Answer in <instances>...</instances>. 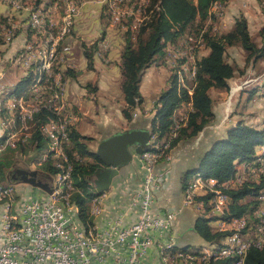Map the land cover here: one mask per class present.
Returning <instances> with one entry per match:
<instances>
[{"label":"built area","instance_id":"1","mask_svg":"<svg viewBox=\"0 0 264 264\" xmlns=\"http://www.w3.org/2000/svg\"><path fill=\"white\" fill-rule=\"evenodd\" d=\"M81 1H88V5L95 8L104 7V5H96L92 0H63V4L68 5L69 16H75L76 11L80 8ZM21 0H0V41L8 43L9 47L20 36L24 37L25 22L28 17L14 16L15 8H22ZM31 6L34 9L35 23L37 29L43 34V43L35 44L34 54L46 55L50 60V71L48 83L50 85L53 69L55 67V59H51V54H45V45L47 35L40 27V15H38L39 5L37 0H31ZM130 7L124 3V0H113L110 7V16L107 19L108 26L116 18H125V25L131 26V22H138L141 16H130ZM58 7L52 15V23L57 26ZM17 23L16 32H8L7 24ZM123 26L121 31L123 32ZM76 29V27H75ZM75 30L73 34H75ZM189 37V45H191L192 36L196 33L186 34ZM132 40L135 42V34H132ZM59 38H56V41ZM87 49L98 48L105 54L108 62L110 53L113 49L112 40L105 36L98 43L83 44ZM181 46V44H180ZM178 47L179 59H172L168 49L165 52V59L172 70L174 60H180L184 57L180 53ZM75 48L70 47L64 51V74L60 79H64L71 69H77L74 60ZM54 51V46H53ZM5 53V52H1ZM20 59V66L24 70L22 76L31 78L32 67H37L34 60H27V52L22 42V48L17 54ZM190 61V58H188ZM9 63L13 64V59H9ZM4 69L0 70V85L3 83ZM196 65H191V72L188 80L195 79ZM16 83H19V78ZM62 90V89H61ZM189 93V92H188ZM59 92L54 95H42V88L32 94L28 101H19L18 96L9 98V116L10 119H17L18 129L10 130L8 127H2L6 131V140L17 139L18 143L25 144L27 140H33L34 134H27V125L29 120L35 118L31 114V106L36 104H46L55 108V115H51L55 123L59 124L60 137L62 138V151L56 158H63L67 162L69 174V158L72 148H67L66 133L60 128V117L71 116L73 123V110L75 105L72 103V114L62 115V109L57 108V97ZM68 98L69 91H68ZM135 111L134 118L138 117ZM183 118H189V114H183L182 109L175 113L174 126L170 131L176 128V123ZM75 126V124L73 123ZM39 131L41 135H48L40 125ZM162 144V140H158L152 135L149 144ZM51 146L50 140L48 142ZM2 144H0L1 146ZM166 146V145H163ZM16 149V148H14ZM36 148L30 153H38ZM42 155V154H41ZM149 157V161H140L144 168V177L134 194L131 195L128 204L120 212L116 218L108 221L103 228L97 230V233H89L88 229L78 228L73 217L72 206H66V200L56 199V193L53 189L52 194H47L39 189L36 193L38 196L29 197L20 200L15 194L14 199H9L8 207H0V264H159L158 256H163V248L167 246L178 247L176 238L173 235L174 225L178 215L184 209H192L195 212V206H206V218H210L211 214H220V221L217 228H211L214 233L222 234L221 225H223L224 214L230 211L232 198L228 193L231 191V184H241L242 189L246 185H262L264 184V159L254 166H245L239 171L238 177L233 182H225L227 184V195H221V198H214L212 189L206 188V191H199L194 187V179L187 189L188 199H183L182 206L178 210L166 211L158 204L157 194L161 191V178L156 173L158 158ZM74 157V156H73ZM81 161V159H77ZM30 170L31 165H30ZM249 176H256V184H249ZM40 177V175H39ZM41 179V178H40ZM53 176L48 181L53 188ZM46 181L45 179H41ZM47 182V181H46ZM206 184V183H203ZM14 185L5 186V188H14ZM14 191V190H13ZM103 213L105 203L108 199L107 192L103 193ZM202 195L210 196V203L202 202ZM0 199L4 198V189H0ZM253 202L251 210L245 215L244 220H237L234 217V233L226 235L230 240V250L216 252L220 254V258H227L229 253H236L240 257V264L244 257V251L251 246L257 244L264 239V188L259 191V195L255 198L245 199V203ZM254 215H261V227H254ZM235 224L244 226V233L235 232ZM4 225H11V236H4ZM219 245V243H215ZM210 244H202L194 247L204 249L202 259L212 261V254H208ZM168 264H172L173 259H180V264H185L186 258L179 255L177 257H167Z\"/></svg>","mask_w":264,"mask_h":264},{"label":"trees","instance_id":"2","mask_svg":"<svg viewBox=\"0 0 264 264\" xmlns=\"http://www.w3.org/2000/svg\"><path fill=\"white\" fill-rule=\"evenodd\" d=\"M38 3L41 0H37ZM231 0H152L148 12L153 11L151 18L141 28L135 42L132 33L125 34V47L122 54V93L125 106L122 110L124 118L131 123L134 113L141 107L144 100L140 91L145 71L157 62V57L164 52L169 43H176L186 33L198 32L210 18V9L216 2L226 8ZM264 13V10H263ZM199 26L197 27V25ZM262 45L253 40L248 20L244 16L236 19L233 28L225 34L217 35L210 27L205 34L207 56H202L197 69L196 86L190 96L186 89H180L178 78L172 73L168 88L163 91L155 103L156 114L152 122L151 133L158 140H166L174 126L175 113L183 109L189 114L187 123L179 131L178 137L172 142L174 150L181 143H192L209 127L214 119V103L210 95L212 90L230 91V81L236 77V68L228 63L226 54L228 48L241 47L247 54L248 64H256L264 58V26L260 31ZM85 42H78L82 45ZM95 48L84 49V57L88 61V70L94 69ZM76 70H70L68 78L77 77ZM31 83V78L23 79L17 84V94L25 92ZM264 87V86H263ZM89 93H97L98 88L88 84ZM34 136L28 144H18L14 152H28L24 148L31 145L32 149L42 153L47 148V141L42 137L39 127L45 121V113L36 117ZM70 156L77 154L81 161L75 162L73 174L75 192L72 201L77 208V219L85 229H91L95 220L90 214L88 202L98 194L90 190L94 186L90 178H94L101 162L87 142L92 139L75 132L70 133ZM1 141V140H0ZM2 142H0L1 144ZM264 146V122L262 128H257L245 122H238L226 130L225 136L214 140L209 147L203 150L198 157L194 168L188 170L181 178V188L186 192L193 179L200 176L206 180H215L219 185L234 177L246 162L253 161L257 148ZM28 149V148H27ZM40 154L37 155L40 156ZM90 160H92L90 162ZM43 175L54 176L56 171L50 165L41 168ZM256 184V183H251ZM262 185H246L243 189L229 191L232 198L229 214L224 219L242 218L252 209L253 202L245 203L247 198H255ZM95 189V188H94ZM210 197L205 200L209 203ZM195 221L194 232L203 241V244H215L225 240V234L212 231V222L216 218H206L200 215ZM194 246L179 247L188 250ZM221 264H226L222 262ZM228 264V263H227ZM246 264H264V249L252 250L246 259Z\"/></svg>","mask_w":264,"mask_h":264},{"label":"bare ground","instance_id":"3","mask_svg":"<svg viewBox=\"0 0 264 264\" xmlns=\"http://www.w3.org/2000/svg\"><path fill=\"white\" fill-rule=\"evenodd\" d=\"M96 5H104L100 7L104 9V12L108 17L110 16V7H112L113 0H92ZM152 0H124L131 9L130 16H141L140 21L131 22V26L125 25V18H116L114 23L111 24V29H119L123 26V33L131 32L135 34V41L137 36L140 33L141 28L150 20L153 11L148 12ZM39 5H45L44 7H38V15H40V27L41 30H44V34L47 35V41L45 45V54H51V59H55V67L53 69V75L51 77L50 85L48 83V76L50 71V60L46 55L43 54H34L35 53V44L43 43V34L37 29L35 23V15L33 6H31V0H21V5H24L22 8L14 9V16L17 17H28L27 22H25L26 32L23 37V44L27 52V60H34L37 67H32L31 71V83L30 87L20 94H17V84L11 83L6 72H3V83L6 85H0V126L8 127L10 130L18 129L17 119H10L9 114V98H15L18 96L19 101H28L29 97L38 92L42 88V95H54V92H59L57 97V108L62 109V115H71L72 114V101L68 98V76L66 75L64 79H60L64 74V51L70 47L74 48L76 42L73 40L72 36L77 26L78 21L84 16L85 10L88 7V1H81L80 8L76 11L75 16H69V9L67 4H63V0H41ZM55 7H58L57 15V26L59 30H56V25L52 23V15L55 12ZM224 5L220 2H216L212 5L210 9V18L207 21L208 24L212 23L214 18L220 17L224 12ZM107 17V16H106ZM207 22L201 30L196 33V36L191 38V45H189V38L181 39L182 41L179 44L169 43L164 49V53L167 51L172 57V59H179L178 47L180 46V53L184 57H180V60H174V66H172L173 74L178 78V85L180 89H186L189 92V95H193L194 88L196 86V76L198 63L202 57V51L206 47L205 34L210 29V26L207 25ZM8 32L17 31V23L7 24ZM56 38H59L56 41ZM100 42V39L95 40L93 43ZM81 43V40H80ZM54 46V51H53ZM9 49L8 43H1L0 41V52H7ZM95 58L106 62L105 54L98 48H95ZM2 54V53H0ZM190 58V61L188 60ZM17 65L20 66V59H17ZM15 61L13 60V64ZM191 65H196L195 79L188 80L189 73L191 72ZM180 69V70H179ZM76 70L77 69H72ZM29 78L27 76H22L19 78V82L23 79ZM62 89V90H61ZM45 113V121L41 123L42 129L48 135H42V137L47 141V148L40 153H36L35 156L40 154L37 157L35 165L42 167L45 165H50L56 171V174L53 176V189L56 193V199L66 200V206H72L73 208V217L75 219V224L78 228H84L79 223L77 219V208L72 201V196L75 192L74 185V170L75 162L73 158L81 159L77 154H74V157L69 158V174L67 162L63 158H56L59 153L62 151V138L60 137L59 124L55 123L51 115H55V108L48 106L46 104H36V106H31V114L35 115V118L29 120L27 125V134H34V127L36 124V117L40 114ZM183 114H188L182 112ZM82 115L79 109L75 106L73 110V123L71 122V116H61L60 117V128L64 129L66 133V145L67 148H72L71 146V131L77 126L81 121ZM188 118H183L176 123V128L171 132L168 139L163 140L162 144L152 143L150 149L145 151L141 155L142 161H149V157L158 158V164L163 160L169 159L173 152L171 144L178 137L179 131L187 123ZM0 139L4 140L0 146V153L6 151L8 148H14L18 144L26 145L31 140H27L25 144L18 143L17 139H8L6 140V131L4 128H0ZM51 146L49 147V142ZM260 151L257 152L255 159L253 161L246 162L242 165L241 169L245 166H254L258 162L264 159V146L260 147ZM35 165L31 166V169H36ZM240 169V170H241ZM239 172L229 179L227 182H233L235 177H238ZM206 183V184H203ZM256 183V176H249V184ZM194 187L199 188V191H206V188L212 189V195L214 198H221V195H227V184L219 185L215 180H206L198 176L194 178ZM241 184H231V190L241 188ZM0 189H4V198L0 199V207H8L9 199H14V192L12 188H5V185L1 183L0 180ZM209 195H202V202L207 203L205 200ZM184 199H188V192L184 193ZM210 203V199H209ZM195 210L200 215L206 216V206L197 205ZM91 216L95 219L100 217L103 214V195L98 194V196L92 199V206L90 210ZM229 214V211L225 212L224 217ZM210 218H216L212 222V228L218 227V222L220 221V214H211ZM245 216L242 218H237V220H244ZM234 218L224 219L223 225H221V232L225 235H231L234 233L233 226ZM254 227H261V215H254ZM99 226L95 223L94 227L89 229V233H97ZM235 232L244 233V226L242 224H235ZM4 236H11V225H4ZM264 249V239L260 240L257 244H251L245 251L244 257L241 261V264H246V259L249 255V252L252 250H262ZM230 250V240L225 236V240L217 244H210L208 247V254H212V261L209 259H202L204 256V249L200 247H192L188 250H183L175 246H167L163 248V256H158L159 264H168L167 257H177L179 255L186 258L185 264H221L226 262V264H240V257L236 253H229L227 258H220V254L216 252L228 251ZM172 264H180V259H173Z\"/></svg>","mask_w":264,"mask_h":264},{"label":"crops","instance_id":"4","mask_svg":"<svg viewBox=\"0 0 264 264\" xmlns=\"http://www.w3.org/2000/svg\"><path fill=\"white\" fill-rule=\"evenodd\" d=\"M242 9L241 6L235 7L233 0L230 1L223 20L225 30H231L236 19L240 16H244L248 20L249 29L255 18H258L261 27L264 26L263 12L257 10L255 11L256 14H253L252 12H245ZM97 12L98 10L96 8L88 5L85 10V15L77 23L75 29L76 35L81 37L85 36L86 38L94 36V32L89 34L90 31L87 29V22H94V24H96L97 22L94 18ZM111 39L113 49L110 53L109 61L103 63V61L94 57L93 70H88V61L84 57V49H86V47L77 44L74 51V60L77 66V72L75 73H77V77L73 79L69 78L68 88L70 99L82 114V119L74 128V131L84 137L92 139L88 141L87 144L93 152H96L102 140L109 138L115 133H120L129 129H147L151 131L152 122L156 114L155 103L163 91L168 88V82L172 74L169 65L166 64V60L164 59L163 62L160 63L157 57V62L151 67H158V70L162 73V83L156 87L152 93L148 91L145 92V79L148 77L147 83H153L150 73L151 67L145 71L140 88L144 102L142 106L136 110L139 113L138 117L134 118V120L129 123L122 114V110L125 106L122 93V54L125 42H123V39L117 37H111ZM76 47L82 48V50H78ZM208 54L209 50L205 51L204 55L207 56ZM107 69L111 73L114 82L111 101L106 95L109 88L105 78V71ZM5 71L7 72V70ZM92 72L96 73V78H94V75L91 76ZM10 81L12 82L13 80L10 78ZM14 81H17V78H15ZM88 83L97 86V93L103 92L105 94L101 105L96 107L90 106V99L93 96L95 97L96 93H89V90L86 89ZM109 105L111 106L109 111L114 112V116L109 114L106 109ZM202 135H204V139L197 142L196 148L185 150L183 146L184 144L188 145V143H181L173 150L169 159L163 160L156 167V173L160 176L162 183L161 191L157 194V200L159 206L166 211L178 210L181 208L184 199V193L181 188L182 176H184L188 170L196 166L201 152L209 147L214 140L218 139L214 130L212 132H203ZM99 137L102 139L98 141ZM143 177L144 168L139 156L134 160L132 165L123 169L121 174L115 178L111 190L107 192L108 199L105 203L104 213L100 217L94 219L95 223L100 228H103L108 221L113 220L122 212L128 204L131 195L134 194L139 187ZM18 185L19 184H15L14 186L16 187ZM198 217L200 216L197 210L194 212L192 209H184L178 215L174 225L173 235L179 247H191L203 244V241L198 243L197 240L201 238L194 232V224Z\"/></svg>","mask_w":264,"mask_h":264},{"label":"rangeland","instance_id":"5","mask_svg":"<svg viewBox=\"0 0 264 264\" xmlns=\"http://www.w3.org/2000/svg\"><path fill=\"white\" fill-rule=\"evenodd\" d=\"M233 2L235 4V7L241 6L243 8L242 10H244L245 12L248 11L254 14L255 11L257 10L260 12H263L264 10V0H233ZM96 9L98 10V12L95 15L94 19L96 20L97 23L94 24V22H89V21L87 22V29L88 31H90L89 34H92L94 32V36L91 38H86L85 36L81 37V36L76 35V32H75V34H73L72 39H71L72 42L73 40L78 41V42H80L81 40V42L91 44L95 42V40L101 39L105 36L109 37L110 39L111 37L121 38L123 39V42H125V33L120 31L119 29L114 30V29L109 28L108 21L106 19L108 18V15H106V13L104 12V9H101V8H96ZM226 10H227V7L224 8L223 15L220 17L214 18L212 23L208 24L207 22V25L212 27L213 32L216 33L217 35L225 34L227 32L223 24ZM198 26L199 24L197 25V27ZM262 28L263 27L260 26L258 18H255L251 24L250 32H251L253 40L258 44V46L262 45V40L260 38V30ZM186 34H193V32L186 33ZM186 34L180 37L177 40V42L174 44L178 45L179 42L182 41L181 39L189 38L188 36H186ZM22 42H23V37L20 36L19 38L16 39V41H14L11 47H9L7 52L0 54V70L3 68H5L4 70H7L8 73L6 72V74L8 75L9 80L10 78L11 80H13L11 83H16L14 79L21 78L22 75L24 74V70L21 67H18L19 65H17L18 63L17 54L22 48ZM78 42H76L75 46L78 44ZM76 49L82 50V48H77V47ZM86 50L88 49L86 48ZM205 51H208V50L205 49L204 51H202L201 52L202 56H204ZM10 58L15 61L14 64L9 63ZM164 59H165V53L163 52L158 56V60L160 63H162ZM226 60L228 61V63H230L236 68V77L230 81V91L212 90L210 92V95L214 103L215 119L213 123L209 127L206 128L207 131L206 130L204 131L205 133V132H212L214 130L215 135L218 138L225 136L226 130L229 127L235 126L238 122L242 121V122H245L246 124L252 125L257 128H262L263 122H264V87H263L264 86V58L261 59L256 64H252V63L248 64L246 52L241 47H232V48H228L227 50ZM166 64H168L167 61H166ZM171 72L173 73V71ZM150 73H151L153 83L148 84L147 83L148 77H147L145 79L146 84L144 86V91L145 92L148 91L152 93L154 89L162 83V80H161L162 73H160L157 66L151 67ZM93 75H94V78H96L95 72L91 73V76ZM105 78H106V83L109 86L106 95L109 97L111 101L112 87H113L114 82L112 79V75L108 69L105 71ZM68 87H69V78H68ZM103 97H105V94L103 92L96 93V96L95 97L93 96L90 99L91 101L90 106L96 107V106L101 105ZM110 107L111 106L109 105L106 109L109 114L113 115L114 112L109 111ZM182 112H185V110L182 109ZM202 134H200V136L197 139H195L192 143H188V145L184 144L183 146L184 149L190 150L191 148H194V147L196 148L197 142L204 139V135ZM101 139L102 138L99 137L98 141ZM3 141L4 140H1L0 142H3ZM25 147L28 148V149L24 148L25 150L28 151L26 153H22L20 149L19 151L14 152L12 148H8L6 151L0 153V180L3 185L9 186L10 183H8L6 175L8 174L9 170L14 165L16 164L18 165L29 164L31 166L33 164L35 165L34 161L37 159V156H35L36 153H32V154L30 153V151H34L31 145H28ZM260 150H261L260 148H257V152H259ZM91 161L92 160H90V162ZM35 167L36 169H33V170L39 171L40 178L45 179L48 182L50 178L46 175H43V173L41 172L42 167H39V166L37 167L36 165ZM18 184H19L18 186L13 188L14 190L13 192L21 201L24 200V198L28 199L29 197L38 196L36 194L38 190L35 191V188H32L28 185H23L21 183H18ZM10 185H15V184H10ZM91 192L95 193L96 190L92 188L90 190V193ZM91 206H92V201H89L88 207L90 208V210H91ZM197 241L198 243L202 242L201 239H198Z\"/></svg>","mask_w":264,"mask_h":264},{"label":"water","instance_id":"6","mask_svg":"<svg viewBox=\"0 0 264 264\" xmlns=\"http://www.w3.org/2000/svg\"><path fill=\"white\" fill-rule=\"evenodd\" d=\"M151 136V131L147 129H129L115 133L99 143L95 153L101 167L96 171L95 177L89 179L97 194L110 191L115 178L123 169L132 165L137 157L150 149ZM19 174L21 184L52 194V186L40 179L39 171L22 170Z\"/></svg>","mask_w":264,"mask_h":264},{"label":"flooded vegetation","instance_id":"7","mask_svg":"<svg viewBox=\"0 0 264 264\" xmlns=\"http://www.w3.org/2000/svg\"><path fill=\"white\" fill-rule=\"evenodd\" d=\"M22 170H30V165L29 164H23V165H14L6 175L7 181L10 184H18L20 183L21 176L19 174V171Z\"/></svg>","mask_w":264,"mask_h":264}]
</instances>
